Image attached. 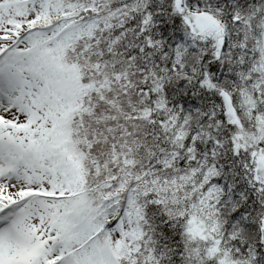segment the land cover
Returning <instances> with one entry per match:
<instances>
[{
  "label": "snow or ice",
  "instance_id": "snow-or-ice-1",
  "mask_svg": "<svg viewBox=\"0 0 264 264\" xmlns=\"http://www.w3.org/2000/svg\"><path fill=\"white\" fill-rule=\"evenodd\" d=\"M0 264H264V0H0Z\"/></svg>",
  "mask_w": 264,
  "mask_h": 264
}]
</instances>
